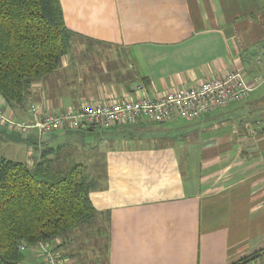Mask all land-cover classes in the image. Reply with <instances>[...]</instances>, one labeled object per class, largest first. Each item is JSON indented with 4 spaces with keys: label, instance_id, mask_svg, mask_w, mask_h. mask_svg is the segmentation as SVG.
Segmentation results:
<instances>
[{
    "label": "crops",
    "instance_id": "obj_1",
    "mask_svg": "<svg viewBox=\"0 0 264 264\" xmlns=\"http://www.w3.org/2000/svg\"><path fill=\"white\" fill-rule=\"evenodd\" d=\"M60 3L75 37L115 51H81L79 60L66 55L54 71L31 80L21 108L8 107L15 117L32 121L30 104L58 112L132 99L141 94L138 84L154 98L231 70L243 74L254 104L190 120L43 135L0 125V146L25 149V163L82 166L97 217L106 220L107 264H230L264 248V1ZM52 244L62 264H77V240L61 235ZM39 248H24L34 264ZM239 264H264V252Z\"/></svg>",
    "mask_w": 264,
    "mask_h": 264
},
{
    "label": "trees",
    "instance_id": "obj_2",
    "mask_svg": "<svg viewBox=\"0 0 264 264\" xmlns=\"http://www.w3.org/2000/svg\"><path fill=\"white\" fill-rule=\"evenodd\" d=\"M73 37L60 0H0L4 107L25 104L31 80L58 67L70 54ZM52 166V161L25 163L0 156V264H25L22 243L38 245L61 235L75 240L79 227H89L93 221L101 227L82 166L74 163L58 172ZM261 252L264 248L230 264L246 262Z\"/></svg>",
    "mask_w": 264,
    "mask_h": 264
},
{
    "label": "built area",
    "instance_id": "obj_3",
    "mask_svg": "<svg viewBox=\"0 0 264 264\" xmlns=\"http://www.w3.org/2000/svg\"><path fill=\"white\" fill-rule=\"evenodd\" d=\"M135 90L141 94L132 99L86 103L77 109L58 112L42 111L32 104L28 106L32 121H15L14 114L8 113L0 103V125L20 133L34 129L38 135H43L58 129L108 128L140 121L164 123L175 118L190 120L246 98L251 87L242 73L231 70L220 78L204 79L154 98L148 97L140 84L135 86ZM38 245L37 264H62L52 241L39 242ZM25 246L22 243L19 247L24 249Z\"/></svg>",
    "mask_w": 264,
    "mask_h": 264
},
{
    "label": "rangeland",
    "instance_id": "obj_4",
    "mask_svg": "<svg viewBox=\"0 0 264 264\" xmlns=\"http://www.w3.org/2000/svg\"><path fill=\"white\" fill-rule=\"evenodd\" d=\"M264 1V0H262ZM73 42H71V47L69 49L70 51V55H69V60H79L81 58V51H115V49L111 46H107V45H98V44H94L92 42L89 41H84L79 39L78 37H73ZM119 49V48H118ZM117 51H121V50H117ZM65 57V56H64ZM241 73V72H240ZM249 96V95H248ZM246 97L244 99H241L238 102H234L230 105H235L238 103H249L255 100L254 96L251 94L249 97ZM3 105V102H0ZM254 104V103H253ZM229 105V106H230ZM4 106V105H3ZM8 107V106H6ZM4 107V108H6ZM228 107V106H226ZM9 108H13L10 107ZM27 121L29 120L28 118H24V117H19L16 115V120L17 122L19 121ZM18 133H20V131L16 130ZM21 136H27V133H24V135H22L23 133H20ZM45 137V136H44ZM37 139V138H36ZM38 140V139H37ZM20 143L22 142V140H19ZM32 150L34 152H36V149L32 148ZM0 152L2 154V156L6 157V158H11L13 160H17V161H26L27 158V151L24 149L19 150V152H15L12 153V151L9 150V148L7 147H2L0 146ZM70 152L68 148H63V150L61 151V154H64L66 157H68L70 155ZM33 153V152H32ZM62 157V155H61ZM28 160V159H27ZM62 161H57V162H53V171H61L62 170ZM69 165H67L64 168H67ZM99 215V214H97ZM101 221H100V220ZM96 221V219H95ZM98 222H101L102 225L101 227H97V221L96 224L90 223V226L88 227L87 225H84L83 227H79V231H77L74 234V238L75 240L78 241V243H80V254L78 253L77 255V264H107L106 263V246H107V225H106V220L105 217L101 216V218H98ZM97 228H100V232L97 233ZM27 247V246H26ZM25 247V248H26ZM58 250V247H57ZM23 253H25V258H24V262L28 263V264H34L32 261H30V259L27 256L28 253V249H26L25 251H23Z\"/></svg>",
    "mask_w": 264,
    "mask_h": 264
},
{
    "label": "bare ground",
    "instance_id": "obj_5",
    "mask_svg": "<svg viewBox=\"0 0 264 264\" xmlns=\"http://www.w3.org/2000/svg\"><path fill=\"white\" fill-rule=\"evenodd\" d=\"M30 105H32V104H30ZM6 111H7L8 113H10V110L8 109V107H6Z\"/></svg>",
    "mask_w": 264,
    "mask_h": 264
}]
</instances>
